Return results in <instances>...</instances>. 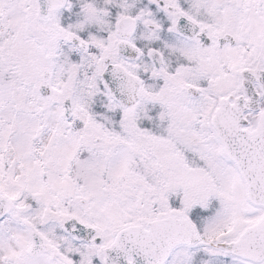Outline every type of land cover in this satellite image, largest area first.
I'll return each mask as SVG.
<instances>
[{
  "label": "snow or ice",
  "instance_id": "1",
  "mask_svg": "<svg viewBox=\"0 0 264 264\" xmlns=\"http://www.w3.org/2000/svg\"><path fill=\"white\" fill-rule=\"evenodd\" d=\"M0 264H264V0H0Z\"/></svg>",
  "mask_w": 264,
  "mask_h": 264
}]
</instances>
